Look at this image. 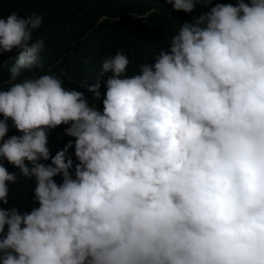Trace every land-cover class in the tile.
I'll list each match as a JSON object with an SVG mask.
<instances>
[{
    "label": "clouds",
    "instance_id": "9594fccd",
    "mask_svg": "<svg viewBox=\"0 0 264 264\" xmlns=\"http://www.w3.org/2000/svg\"><path fill=\"white\" fill-rule=\"evenodd\" d=\"M164 2L192 13L200 0ZM41 25L0 15V56L16 53L0 82V161L19 170L0 163V204L8 182L33 178L39 204L0 207V264H264V0L180 25L139 74L123 53L105 58L102 113L36 71ZM89 91L101 99L99 84ZM9 119L22 135L5 140ZM61 125L74 178L71 142L39 163Z\"/></svg>",
    "mask_w": 264,
    "mask_h": 264
},
{
    "label": "trees",
    "instance_id": "16d2710c",
    "mask_svg": "<svg viewBox=\"0 0 264 264\" xmlns=\"http://www.w3.org/2000/svg\"><path fill=\"white\" fill-rule=\"evenodd\" d=\"M243 2L250 5V0ZM218 3L238 6V0H200L195 11L184 13L173 11L164 0H0V15L6 18L10 13L17 12L24 17L33 14L42 17L41 27L33 33L34 39L45 42L44 50L40 53L43 67L36 71L56 75L65 88L82 92L89 106H95L102 113L106 88L101 64L105 58L123 53L130 61L127 75L139 74L141 64H153L161 50L169 48L180 25L192 23ZM15 58V51L0 56V82L5 88L8 87L9 69ZM24 76H31V73L25 72ZM97 84L102 94L99 101L89 91V87ZM0 119H3L2 114ZM7 124L5 140L22 135L10 119ZM68 127L70 125H61L47 130L50 159L40 160L39 163L51 165V157L71 142L73 146L68 149L67 156L73 161L74 178V169L79 161L75 157V138L66 135ZM0 163L10 174L19 177V170L6 159ZM54 180L61 184L62 175H57ZM7 187L8 203L0 204V207L5 210L15 208L22 215L39 207L34 200L35 178L8 182Z\"/></svg>",
    "mask_w": 264,
    "mask_h": 264
}]
</instances>
